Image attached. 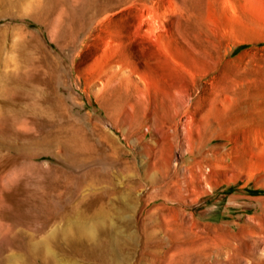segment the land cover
Here are the masks:
<instances>
[{
  "label": "rangeland",
  "instance_id": "obj_1",
  "mask_svg": "<svg viewBox=\"0 0 264 264\" xmlns=\"http://www.w3.org/2000/svg\"><path fill=\"white\" fill-rule=\"evenodd\" d=\"M0 264H264V0H0Z\"/></svg>",
  "mask_w": 264,
  "mask_h": 264
},
{
  "label": "bare ground",
  "instance_id": "obj_2",
  "mask_svg": "<svg viewBox=\"0 0 264 264\" xmlns=\"http://www.w3.org/2000/svg\"><path fill=\"white\" fill-rule=\"evenodd\" d=\"M146 18V17H145ZM146 24H147V27H146V29H143L144 28V26H146ZM153 26H154V21L149 17H147V19H144V18H142V22H140V24H139V28L141 29V31H143V32H149V30H152L153 29ZM140 31V30H139ZM210 69H213V67L212 68H210ZM217 69V68H216ZM178 90V89H177ZM222 244H223V246H221V245H219V246H217V250H219V249H223L224 248V246H229V247H231L232 249H235L232 245H231V242L230 241H226V240H223L222 241ZM218 245V244H217ZM231 260V259H230Z\"/></svg>",
  "mask_w": 264,
  "mask_h": 264
}]
</instances>
